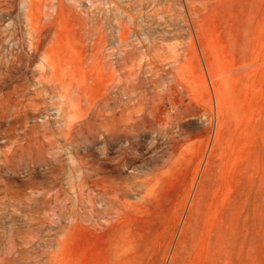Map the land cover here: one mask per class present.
I'll return each instance as SVG.
<instances>
[{
  "label": "rangeland",
  "instance_id": "1",
  "mask_svg": "<svg viewBox=\"0 0 264 264\" xmlns=\"http://www.w3.org/2000/svg\"><path fill=\"white\" fill-rule=\"evenodd\" d=\"M0 264H264V0H0Z\"/></svg>",
  "mask_w": 264,
  "mask_h": 264
},
{
  "label": "bare ground",
  "instance_id": "2",
  "mask_svg": "<svg viewBox=\"0 0 264 264\" xmlns=\"http://www.w3.org/2000/svg\"><path fill=\"white\" fill-rule=\"evenodd\" d=\"M156 120V119H155ZM158 121V120H157ZM155 122V121H154Z\"/></svg>",
  "mask_w": 264,
  "mask_h": 264
}]
</instances>
